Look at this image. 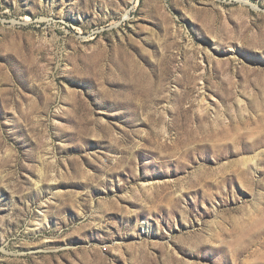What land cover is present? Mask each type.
I'll use <instances>...</instances> for the list:
<instances>
[{
    "label": "rangeland",
    "instance_id": "1",
    "mask_svg": "<svg viewBox=\"0 0 264 264\" xmlns=\"http://www.w3.org/2000/svg\"><path fill=\"white\" fill-rule=\"evenodd\" d=\"M0 264H264V0H0Z\"/></svg>",
    "mask_w": 264,
    "mask_h": 264
}]
</instances>
